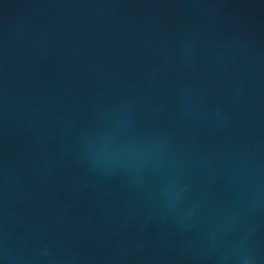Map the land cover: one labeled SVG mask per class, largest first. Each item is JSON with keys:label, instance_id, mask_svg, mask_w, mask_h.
Returning <instances> with one entry per match:
<instances>
[{"label": "water", "instance_id": "95a60500", "mask_svg": "<svg viewBox=\"0 0 264 264\" xmlns=\"http://www.w3.org/2000/svg\"><path fill=\"white\" fill-rule=\"evenodd\" d=\"M0 264H264V0H0Z\"/></svg>", "mask_w": 264, "mask_h": 264}]
</instances>
